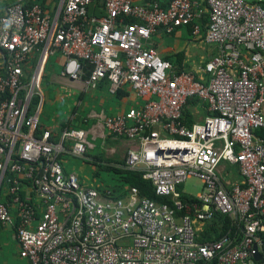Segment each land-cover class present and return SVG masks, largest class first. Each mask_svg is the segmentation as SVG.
I'll return each instance as SVG.
<instances>
[{"label": "built area", "instance_id": "1", "mask_svg": "<svg viewBox=\"0 0 264 264\" xmlns=\"http://www.w3.org/2000/svg\"><path fill=\"white\" fill-rule=\"evenodd\" d=\"M94 1L65 0L54 14L16 2L0 17V254L7 235L29 264H264L255 258L264 244V6L205 0L204 30L199 0H103V16L89 14ZM188 24L216 50L198 71L179 70L152 42L159 28ZM58 55L68 86L88 95L106 79L138 105L90 116L94 128L46 126L41 82ZM83 60L93 64L88 77ZM190 99L207 112L192 125ZM97 127L135 142L118 165L142 171L173 204L135 186L116 197L68 170L65 158L88 160L91 135L104 137ZM229 165L239 175L225 174ZM191 178L202 191L188 202ZM218 213L243 223L241 238L198 241L197 225Z\"/></svg>", "mask_w": 264, "mask_h": 264}, {"label": "crops", "instance_id": "2", "mask_svg": "<svg viewBox=\"0 0 264 264\" xmlns=\"http://www.w3.org/2000/svg\"><path fill=\"white\" fill-rule=\"evenodd\" d=\"M64 1L65 0H0V17L6 12V9L9 5L16 2H24L26 4L40 3L49 14H54L56 11L63 7ZM199 1H201L202 3V7L205 12V18L207 19V25L208 8L206 6L205 0ZM250 1L259 2L261 4L264 3V0ZM203 36L194 37L190 32L189 28L184 26L176 28V30L170 34L165 32L162 28H159L157 32L153 35L152 42L165 59L168 58L173 59L174 61H178V64H173L179 70L198 71L204 65V63L207 62L216 53L215 47L207 44ZM180 54H183V56L181 55L182 57H180ZM6 59V52L0 48V72L4 71ZM51 59L52 65L57 66V69H53V74H51V77L49 78L51 86H55L57 88L59 85H62L64 88H73L74 91L72 92V94L79 95L78 104L84 105L83 115L80 114L78 111L74 112L72 116H70L66 120H63L62 122H59L53 128H62V123L65 121L70 122V127H81L86 121L85 125L89 128H92L95 125L94 123L96 122V119H92L90 117L91 115L88 116L89 113L92 112L93 114H96L104 112L106 114H116L118 112L126 111L131 107L138 105L139 101L136 98L134 92H132V90H130L129 88H124V95L120 96L118 95V93L114 95L110 92L109 82L106 79L103 80L100 86L97 89L93 90L90 94H83L78 88L68 86L66 82H62V79L59 76L60 73L56 74L55 71L61 69L63 65V57L58 55L51 57L50 60ZM69 93H71V91H67L66 89H64V95H68ZM194 112L199 114V117L196 122L200 121L204 117V114L202 113L204 111L202 110L201 105L196 107L194 106ZM76 121L78 123V126H74V123ZM100 124L102 125V120H100ZM98 130L100 131V134L104 135V137H101L103 140L107 139V137L110 136L114 139L112 140L115 141V143L121 141L127 143L130 148L135 146L134 141L123 138H117L115 136H112L111 134H107L106 131H104L102 128H98ZM224 170L225 174H227L228 172H230V174L231 172L236 174L235 168H230L226 166ZM14 246H16V244L12 242V240H10L7 235L2 238V250L0 256H3V260L0 261V264H29L25 258L21 257L17 246L16 248H14L16 249V253L12 254L13 256L11 257V253L8 250L12 249ZM6 248H8V250Z\"/></svg>", "mask_w": 264, "mask_h": 264}, {"label": "trees", "instance_id": "3", "mask_svg": "<svg viewBox=\"0 0 264 264\" xmlns=\"http://www.w3.org/2000/svg\"><path fill=\"white\" fill-rule=\"evenodd\" d=\"M153 1H161L163 4L166 3V0H143L144 3L153 2ZM262 4L264 6V3ZM89 14L96 15V16L105 15L106 8L104 5V1L95 0L94 3L89 6ZM127 21L133 22L135 21V19L132 17H128ZM206 22H207V19L204 16L201 22L203 24L204 29L206 28ZM186 27L189 28L190 32L192 33V24H188ZM181 55L183 56V54H180V57H182ZM166 59L170 60L175 65L178 64V61H174L173 59H168V58ZM83 62L86 65L85 77H88L93 69V64L92 62L88 60H83ZM123 90L125 89L120 88L118 90V95L120 96L124 95L125 93ZM36 101H38V97L35 98V102ZM194 106L195 107L199 106L198 99H190L184 109V114H185L184 120L189 125H192L194 122H196V120L199 117V114L194 112ZM202 110L204 111L202 113L205 115L206 109L203 106H202ZM69 123H70L69 121L63 122L62 128H66L68 126L70 127L71 124L69 125ZM109 141L111 144H115V141L113 140H109ZM88 157H89L88 160L93 161L95 164L99 166V168H104L107 171L116 174L119 178V184H116L113 186L98 185L96 187H98L99 190L105 191L106 188H112V192L117 194L116 197H122L127 193L126 190H123L125 186L126 187L135 186L139 188L140 194L142 196L155 200L159 203L173 204V200L171 198L166 197V196H160L155 192L153 184L150 182V180H147L143 177L142 171L129 170V169L122 168L118 165V164L125 163L126 159L118 161L115 158L107 157V156H104V154H99V153L94 156H90L88 154ZM229 167L235 168L236 174H238L237 172L238 168L235 165H229ZM179 189L182 190V186H180ZM182 196H183L184 201L193 202L196 200L195 195L184 192V191L182 193ZM242 227H243V223L240 222L238 219L233 218L229 215L218 213L212 219L204 221L203 223L197 225V228H198L197 229L198 230L197 239L198 241L202 243L207 242V241H217L224 236H230V237L239 239L241 238V235H242ZM260 234L264 242V232H261ZM257 261L259 263H264V244H263V258Z\"/></svg>", "mask_w": 264, "mask_h": 264}, {"label": "rangeland", "instance_id": "4", "mask_svg": "<svg viewBox=\"0 0 264 264\" xmlns=\"http://www.w3.org/2000/svg\"><path fill=\"white\" fill-rule=\"evenodd\" d=\"M54 59V58H53ZM53 69H57V66L52 65V59L49 60L47 65V69L45 71L44 79H42L41 86L44 91V95L46 98L43 113H42V121L46 126L54 127L59 122L68 119L74 112H79L80 114H84L83 106L78 104L79 95H73V88H64L62 85H59L57 88L55 86H51L49 82V78L51 74H53ZM60 70H56V74L60 73ZM64 89L67 91H71L68 95H64ZM76 110V111H75ZM94 115L92 112L88 114ZM87 118V116H86ZM92 119H96V122L93 124L94 128L96 123H98V117H91ZM74 126H78L77 121L74 123ZM84 128H89L88 126L83 124ZM110 138V139H109ZM112 137H107V139L103 140L101 137H96L91 135L90 141L94 144V148L90 149L88 154L90 156H94L99 154H104V156L115 158L117 160H124L127 156V151L130 146L125 142H117L115 144H111L109 140H112ZM114 140V139H113ZM65 165L67 166L70 172H75L81 182L84 185L88 186H113L119 184V178L116 174L107 171L104 168H99L97 164L93 161H89L83 158H75L69 157L65 158ZM183 190L187 193L196 195L202 191V182L198 178L188 179L187 182L183 186ZM16 246L12 249L6 248L12 254L16 253ZM19 257V256H18ZM3 260V256H0V261ZM13 260V259H11Z\"/></svg>", "mask_w": 264, "mask_h": 264}, {"label": "water", "instance_id": "5", "mask_svg": "<svg viewBox=\"0 0 264 264\" xmlns=\"http://www.w3.org/2000/svg\"><path fill=\"white\" fill-rule=\"evenodd\" d=\"M255 249H256L255 258L257 260H260L262 258V254L259 252L257 246L255 247Z\"/></svg>", "mask_w": 264, "mask_h": 264}]
</instances>
